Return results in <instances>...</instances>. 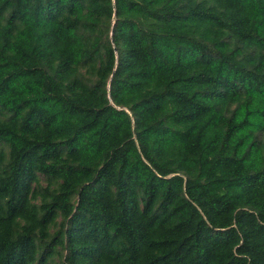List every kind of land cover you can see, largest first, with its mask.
I'll list each match as a JSON object with an SVG mask.
<instances>
[{
    "label": "trees",
    "instance_id": "obj_1",
    "mask_svg": "<svg viewBox=\"0 0 264 264\" xmlns=\"http://www.w3.org/2000/svg\"><path fill=\"white\" fill-rule=\"evenodd\" d=\"M0 264H264V0H0Z\"/></svg>",
    "mask_w": 264,
    "mask_h": 264
}]
</instances>
